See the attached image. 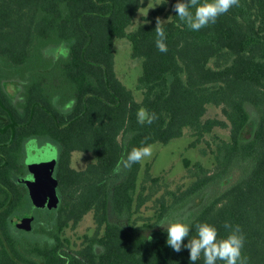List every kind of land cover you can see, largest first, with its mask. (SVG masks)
Masks as SVG:
<instances>
[{"label":"trees","instance_id":"obj_1","mask_svg":"<svg viewBox=\"0 0 264 264\" xmlns=\"http://www.w3.org/2000/svg\"><path fill=\"white\" fill-rule=\"evenodd\" d=\"M144 6L0 0V264H264V0L164 1L135 27ZM123 39L142 63L140 101L116 73ZM185 135L214 169L197 163L141 222L144 151ZM31 142L58 151L55 208L31 195ZM75 152L94 161L78 170ZM89 213L75 247L67 231Z\"/></svg>","mask_w":264,"mask_h":264},{"label":"rangeland","instance_id":"obj_2","mask_svg":"<svg viewBox=\"0 0 264 264\" xmlns=\"http://www.w3.org/2000/svg\"><path fill=\"white\" fill-rule=\"evenodd\" d=\"M145 6L141 9L135 27L144 22L145 18L158 8L164 1H167L169 6L171 0H143ZM116 52V73L128 89L133 91L135 99L141 100V92L137 90L138 80L142 73L141 61H136L131 57V44L127 39L117 40L115 46ZM7 91L12 95H19L16 92L17 86L13 82L6 83ZM209 117H220L222 114L219 109L211 107L208 113ZM216 134L222 136L225 134L222 130H216ZM192 139L189 135L173 140L167 145L154 144L144 151L142 156L143 173L141 176L142 183L140 191L143 197H148L149 200L138 213V218L141 222L152 220L153 216L162 206L170 205L174 196H181L189 186L198 178L199 171L196 167L197 163H202L207 168L214 169V159L210 151L204 155L200 149L189 148ZM206 148V146L203 145ZM51 148V149H50ZM56 150V148L48 143L43 146L36 145V142L27 145V156L37 150ZM94 161L92 154L75 152L73 155V166L78 170H83L89 163ZM187 161L189 164H187ZM28 163V162H27ZM149 169V175L146 171ZM33 174L29 177V185L31 195L36 200V204L40 205L41 197L44 191L33 183ZM34 201V202H35ZM43 202H41L42 204ZM36 205V206H39ZM46 206V205H43ZM23 227V224H20ZM96 225L94 214L89 213L83 221L74 229H68L67 236L72 241L75 247H79L82 238L86 234H92ZM170 226L164 225L157 232L159 236H164L169 233Z\"/></svg>","mask_w":264,"mask_h":264},{"label":"water","instance_id":"obj_3","mask_svg":"<svg viewBox=\"0 0 264 264\" xmlns=\"http://www.w3.org/2000/svg\"><path fill=\"white\" fill-rule=\"evenodd\" d=\"M27 162L30 172L33 174V183L36 184L38 189L40 188L44 191L41 197V202L43 203L41 204L40 202V205L36 204V199L34 198L35 204L39 206L46 205L50 209L57 207L60 202L58 194L59 181L55 177L58 151L55 149L49 151L39 149L27 156ZM34 218L32 213L25 214L21 219L23 227L31 230Z\"/></svg>","mask_w":264,"mask_h":264},{"label":"flooded vegetation","instance_id":"obj_4","mask_svg":"<svg viewBox=\"0 0 264 264\" xmlns=\"http://www.w3.org/2000/svg\"><path fill=\"white\" fill-rule=\"evenodd\" d=\"M32 143V142H31ZM36 145H37V143H36Z\"/></svg>","mask_w":264,"mask_h":264}]
</instances>
